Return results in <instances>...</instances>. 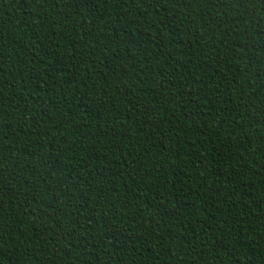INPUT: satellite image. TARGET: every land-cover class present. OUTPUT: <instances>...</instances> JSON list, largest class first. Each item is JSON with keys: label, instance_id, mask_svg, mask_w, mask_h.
Masks as SVG:
<instances>
[{"label": "trees", "instance_id": "1", "mask_svg": "<svg viewBox=\"0 0 264 264\" xmlns=\"http://www.w3.org/2000/svg\"><path fill=\"white\" fill-rule=\"evenodd\" d=\"M0 264H264V0H0Z\"/></svg>", "mask_w": 264, "mask_h": 264}]
</instances>
